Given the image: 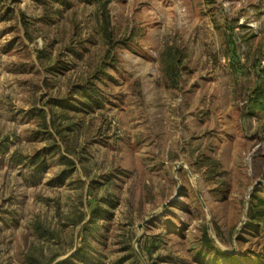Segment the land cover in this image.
Listing matches in <instances>:
<instances>
[{
	"label": "rangeland",
	"instance_id": "374dc122",
	"mask_svg": "<svg viewBox=\"0 0 264 264\" xmlns=\"http://www.w3.org/2000/svg\"><path fill=\"white\" fill-rule=\"evenodd\" d=\"M48 1L50 19L35 0H0V264L72 254L95 208L88 240L103 257L89 264L130 247L146 264H211L197 247L205 226L251 264L248 248L264 245L262 227L244 230L252 194L264 196V0ZM105 14L117 42L92 76ZM47 44L64 69L40 62ZM38 108L73 129L35 133Z\"/></svg>",
	"mask_w": 264,
	"mask_h": 264
},
{
	"label": "trees",
	"instance_id": "16d2710c",
	"mask_svg": "<svg viewBox=\"0 0 264 264\" xmlns=\"http://www.w3.org/2000/svg\"><path fill=\"white\" fill-rule=\"evenodd\" d=\"M35 1L42 3L43 7L45 8V17H48L49 19L52 18V16L50 15V12L53 7V4L50 5L48 0H35ZM85 1H89V0H85ZM98 2L100 4L101 1H98ZM54 11L60 12V10L57 7ZM19 18L21 19L25 27H27L28 18L25 12H21ZM104 20H105V24H103L102 26H103V29L105 30V36L107 37L106 42L109 46L106 52L104 53V55L102 56V61L97 63L96 68H93L94 70H92V76L99 75L100 72L102 73L103 69L106 67L105 65H103V63L105 62L107 63V60H110V59L112 60L113 58L112 49L114 48L117 42V40L116 42H114L115 40L113 39V31L110 26L109 18L106 14H105ZM28 33H29L28 30H26V35H28ZM48 45L49 44H47L43 49L38 50V58L40 62L42 64L45 63L46 66L53 68V69H64L66 62L61 57L63 55L61 54L63 53V51L62 52L60 51L59 53L57 52L58 54L56 55V57L49 61L44 59V57L47 56L49 52ZM67 47L68 46H65V48ZM178 52L179 50L177 51V53ZM168 56H169V59L166 60V66H165V76L168 79L171 78L173 83H178L179 69L181 68V64H182L181 55H179V53L178 55L175 53L173 54L172 51H169ZM110 64H113V62L111 61ZM175 75L178 78L175 77ZM90 82L94 83L93 77H90L89 79L85 80V84L90 83ZM89 87L90 86L88 84L81 85L80 87L81 93L82 91L88 92ZM91 87H93V89L91 93H89V96H90L89 101L93 103L92 100L98 101V97L94 95L97 91L95 86H91ZM258 103L260 102L257 98V104ZM261 105L264 106V104L262 103ZM36 116H37L39 125H38V128L35 130V133L40 134L41 136H44L46 139H50V137H54L56 133L60 134L61 137L64 138V135H63L64 129H67V128L73 129V125L62 124L58 115L55 116V114H52L50 118H48V111H46L45 109L38 108L36 112ZM51 128H54L55 132H53ZM44 150H46V153L48 152V153H51L52 155L56 154L53 150L49 149V146H46ZM30 159L33 163L37 164L38 166L40 164L42 165L46 163V160L42 158L40 159V154H37V153L34 154V156H32ZM96 212H98V208H95L91 212L92 218L88 222H85L83 224L82 237H81L82 242L77 247V249L72 254H69L65 258L58 260V261L56 260L58 259L60 254L56 253L50 257V259L48 260L46 264H53L55 261L56 262L54 264H87L88 261H91V259H98L100 258V256L103 257L102 254H100V249L97 248L95 251L96 256L95 258H92L93 251H91V249L93 247L91 246V240H88L89 234H90V231H89L90 226L92 222L95 221ZM252 225L260 226L264 229V196L258 195V190L252 194V199L249 204V210H248L247 226L245 227L244 230L245 231L248 230L249 226H252ZM37 229L39 230L40 234L44 233L41 230V226H37ZM197 240L199 241V243L197 244V247L199 248L198 253H201L202 257L207 254L208 256L207 259H209L211 264H243L241 261V258L245 257L246 253L242 256H239L233 253H227L223 251L221 248L217 246L214 240L210 237L207 226L202 228L200 238H198ZM129 251L130 253H132L131 258L130 256L120 257L117 259V262H115V264H123V263L141 264L140 261L138 260L137 254L135 253L134 249L130 247ZM248 252L252 254V256L249 258V261H251V264H264V245L262 246V249H259L256 251L251 250V248H248ZM248 252L247 254H249ZM77 261H79V263ZM202 262L206 264V262L204 261ZM96 263L97 262H95V264Z\"/></svg>",
	"mask_w": 264,
	"mask_h": 264
},
{
	"label": "water",
	"instance_id": "95a60500",
	"mask_svg": "<svg viewBox=\"0 0 264 264\" xmlns=\"http://www.w3.org/2000/svg\"><path fill=\"white\" fill-rule=\"evenodd\" d=\"M260 183L264 184V181H263V180H260L258 183H256V186H257L258 184H260ZM169 203H170V202H167V203L163 204V207L165 208ZM141 225H143V224H141ZM138 240H139V237H137L136 242H137ZM137 254H138L139 258L141 259V261L143 262V264H146V262H145V260H144V258H143V256L141 255V253H140L139 250H137Z\"/></svg>",
	"mask_w": 264,
	"mask_h": 264
}]
</instances>
